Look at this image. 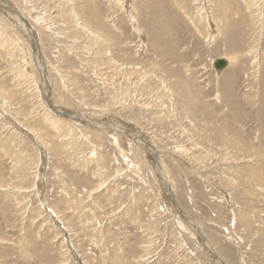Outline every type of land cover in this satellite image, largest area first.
I'll list each match as a JSON object with an SVG mask.
<instances>
[{
  "label": "rangeland",
  "instance_id": "374dc122",
  "mask_svg": "<svg viewBox=\"0 0 264 264\" xmlns=\"http://www.w3.org/2000/svg\"><path fill=\"white\" fill-rule=\"evenodd\" d=\"M0 264H264V0H0Z\"/></svg>",
  "mask_w": 264,
  "mask_h": 264
},
{
  "label": "water",
  "instance_id": "95a60500",
  "mask_svg": "<svg viewBox=\"0 0 264 264\" xmlns=\"http://www.w3.org/2000/svg\"><path fill=\"white\" fill-rule=\"evenodd\" d=\"M227 65L226 59L223 57L220 58H216L213 62V66L214 68H216L217 70L223 69L225 68Z\"/></svg>",
  "mask_w": 264,
  "mask_h": 264
},
{
  "label": "bare ground",
  "instance_id": "6f19581e",
  "mask_svg": "<svg viewBox=\"0 0 264 264\" xmlns=\"http://www.w3.org/2000/svg\"><path fill=\"white\" fill-rule=\"evenodd\" d=\"M74 15V14H73ZM20 20V19H19ZM24 24V23H23ZM83 28V27H82ZM97 29V28H96ZM139 32V31H138ZM140 33V32H139ZM142 35V34H141ZM140 35V36H141ZM100 36V35H99ZM101 37V36H100ZM211 41V40H210ZM220 58V57H219ZM223 58H225L226 59V62H227V65H226V67L228 66V64H229V59L227 58V57H223ZM215 60V59H214ZM214 60H213V62H214ZM231 61V60H230ZM213 62H212V65H213ZM40 64V63H39ZM231 64V63H230ZM225 67V68H226ZM225 68H223V69H220V70H217L216 68V70H217V72H220V71H222V70H224Z\"/></svg>",
  "mask_w": 264,
  "mask_h": 264
}]
</instances>
